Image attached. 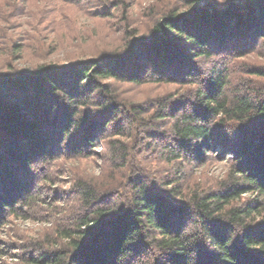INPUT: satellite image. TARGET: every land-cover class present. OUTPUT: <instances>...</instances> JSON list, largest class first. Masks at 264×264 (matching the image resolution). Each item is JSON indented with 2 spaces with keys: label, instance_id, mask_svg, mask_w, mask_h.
Masks as SVG:
<instances>
[{
  "label": "trees",
  "instance_id": "obj_1",
  "mask_svg": "<svg viewBox=\"0 0 264 264\" xmlns=\"http://www.w3.org/2000/svg\"><path fill=\"white\" fill-rule=\"evenodd\" d=\"M6 1L0 264H264V64L241 60L264 54V0H61L117 20L110 43L68 62L34 61L60 43L42 18L13 43L27 2ZM21 49L32 62L10 60ZM94 156L101 176L74 167L51 190L65 162ZM216 160L225 178L196 177ZM15 218L53 223L31 236Z\"/></svg>",
  "mask_w": 264,
  "mask_h": 264
},
{
  "label": "rangeland",
  "instance_id": "obj_2",
  "mask_svg": "<svg viewBox=\"0 0 264 264\" xmlns=\"http://www.w3.org/2000/svg\"><path fill=\"white\" fill-rule=\"evenodd\" d=\"M13 1V0H11ZM27 2L26 7H23L22 10L16 11L15 17L16 20L14 23H10L8 30L15 33L17 37L12 40L13 43L23 44L25 36L29 34L33 29V25H30L31 21H36L35 18H42L40 22L36 21V27L43 30V36L45 42L49 43L50 41H57L59 47L58 49L50 54L44 59L35 58L34 61L39 62H68L70 56L73 54H78L79 57L87 55L89 52L96 50L98 46L107 45L110 43L115 35L109 29L111 20L117 22L116 19H100L89 14L87 9L77 7L75 5H70L61 0H25ZM3 3L7 4L6 0H2ZM148 0H135V4L132 6V11H136L140 6H143L147 3ZM8 4H13L8 2ZM11 6V5H10ZM14 12V11H13ZM110 22V23H109ZM113 22V21H112ZM106 23L108 25H106ZM6 26V24L4 25ZM108 26V27H107ZM113 28V27H112ZM116 28V27H115ZM19 35V36H18ZM64 38V42L63 39ZM109 40V41H108ZM53 46V45H52ZM50 47L53 50L54 47ZM55 46V45H54ZM15 48V47H12ZM2 49H4L2 47ZM0 49V58L6 57V52ZM14 52L10 57L12 62L16 64L25 65V63L32 62L31 51H23V49ZM10 55V53H9ZM18 56H23L22 58ZM241 60L246 62H256L257 64H264V54L261 50L255 53H251L245 57H242ZM127 94L135 96L136 100H143L147 96H152L158 91L154 85L147 86L149 89L148 92L138 90L136 88L131 89L132 87H126ZM140 88V87H139ZM151 88V90H150ZM153 88V89H152ZM137 89V90H136ZM136 90V91H135ZM102 149V147H101ZM229 162L228 161H215L209 166H201L195 169V174L198 179L202 177L213 178L215 180H221L227 176L229 173ZM76 167L77 170L81 173L88 174L92 177L101 176L102 172L107 169L104 161L98 157L94 156L92 159L79 161L73 160L68 163L65 162V172L63 173L62 179H60L55 184L53 183V189L56 188L68 189L70 187V178L74 170L71 168ZM107 173L109 170L106 171ZM49 192H51L49 190ZM62 192V191H60ZM13 220V219H12ZM51 220H33V219H14L8 225L10 228L13 226L16 229H22L24 232H27L29 235H37L38 232L43 231L45 228L52 225ZM7 233V230L4 231V235ZM7 236V235H6ZM4 236V237H6ZM10 260V258H7Z\"/></svg>",
  "mask_w": 264,
  "mask_h": 264
}]
</instances>
